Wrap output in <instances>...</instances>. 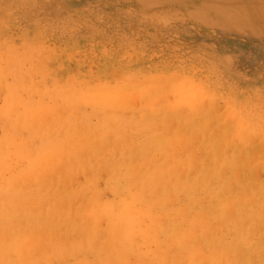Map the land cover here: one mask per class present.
<instances>
[{"label":"bare ground","instance_id":"1","mask_svg":"<svg viewBox=\"0 0 264 264\" xmlns=\"http://www.w3.org/2000/svg\"><path fill=\"white\" fill-rule=\"evenodd\" d=\"M0 68L1 81L9 73ZM127 69L112 72L111 82L104 74L92 84L63 79L50 91L10 72L0 94V264H264V109L241 100V110L258 114L241 116L231 104L205 114L201 83L180 74L172 86L178 102L162 108L158 96L168 100L170 89L153 87L146 97L155 78ZM131 79L139 92L125 87ZM139 97L148 105L137 113ZM83 102L107 109L101 132L80 115ZM254 123L262 125L257 136L245 130ZM128 132L133 142L124 141Z\"/></svg>","mask_w":264,"mask_h":264},{"label":"rangeland","instance_id":"2","mask_svg":"<svg viewBox=\"0 0 264 264\" xmlns=\"http://www.w3.org/2000/svg\"><path fill=\"white\" fill-rule=\"evenodd\" d=\"M0 32V67L5 68V72L8 71L9 74L13 70L21 73L26 80L24 83L33 84L31 86L37 87V91H50L55 84L63 83V79L85 80L91 84L103 81L99 79L103 78L100 74H104L106 81L111 82L112 72L128 68L130 72H146L148 78H155V83H146L151 89L148 90L152 91V94L146 93L150 95L146 97L154 96L157 93L154 89L161 88L164 84V90L170 89L171 92H167L172 94L169 96L168 93V100H160L162 97L158 96L157 101H164V105L161 106L162 102L157 105L158 102L155 101V106L170 107L178 102L172 86L180 74L182 77L188 75L197 85L201 83V91L198 88L200 84L196 91L207 101L206 105L201 104L205 114L216 108L222 111L226 105H237L241 100L251 101L258 109H264V0H0ZM35 41H40L39 44L42 45H36ZM10 55L17 56L16 61ZM39 60L44 62L43 65ZM115 63L122 66L119 68ZM5 64L12 66L5 67ZM29 69L32 71L30 74L27 73L30 72ZM154 69H158V73ZM162 71L165 72V77L158 79ZM9 74L2 75L0 94L4 92V86L11 83ZM125 82V87L131 89L130 93L139 92L137 90L140 86L136 80ZM168 84L170 85L166 88ZM146 85L142 89H146ZM203 88L205 94L209 89L207 93L216 96L211 99L206 94L212 102L204 96ZM167 92L161 96H166ZM142 94L145 93H141L140 97L145 99ZM39 96L34 95L36 101H51V97ZM140 97L137 101L135 98L129 99V103L134 100L135 103L138 102L139 107L134 103L138 108L137 113L142 106L144 111L148 105ZM145 101L149 103L150 100ZM166 102H170V105ZM81 104L80 115L88 117L96 126L95 134L101 132L100 125L107 109L101 107L95 111L88 104ZM220 104L225 105L222 107ZM195 105L200 107L199 103ZM184 107L186 109L182 110L188 111V115L197 116L191 111L192 108L189 109L186 105ZM241 108L243 107L240 105L235 106V112L241 116L252 112L253 117L259 112H246ZM91 109L98 112L97 115ZM96 123L100 125L97 126ZM258 126L262 125L250 124L245 130L252 128L254 136H257L262 131V127L260 129ZM211 129L215 130L216 124H212ZM1 130L2 126L0 133ZM111 137L110 134L106 136L109 143ZM123 138L124 141L131 138L130 142H133L134 135L128 132ZM195 141V136H192L188 140L189 146L195 145ZM159 144L163 147L166 142L163 141L162 144L161 141L157 143ZM263 149H260V153H264ZM250 161L245 164L249 167V176H254L258 171L257 165L252 162L251 167ZM79 176L80 174L75 173L70 179ZM102 187L99 186L97 190L103 191ZM177 204L176 207L181 205ZM234 226L233 223L228 228ZM98 243V246L103 244Z\"/></svg>","mask_w":264,"mask_h":264}]
</instances>
